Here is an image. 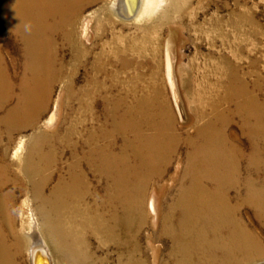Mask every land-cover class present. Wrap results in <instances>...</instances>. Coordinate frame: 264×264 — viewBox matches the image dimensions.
<instances>
[{"label":"bare ground","instance_id":"obj_1","mask_svg":"<svg viewBox=\"0 0 264 264\" xmlns=\"http://www.w3.org/2000/svg\"><path fill=\"white\" fill-rule=\"evenodd\" d=\"M88 1L93 0H0V20L6 29L28 38L27 49L23 54L25 62L16 85L3 66L0 56V111H5L4 118H0V124L4 126L3 132L8 138L16 129L37 127L41 111L57 82H62L63 86L60 102L62 107H68L75 101L83 112L90 114L91 121L95 119L92 112L95 93L98 91L101 93L100 90H104L105 84L97 76L105 72L103 67L106 63L102 66V54L94 55V61L88 62L93 73L87 75L84 85L75 86L78 67L89 59L92 50L84 44V40L87 41L90 37V32H87L88 21L83 22L80 32L70 31L72 39L68 45L71 46L72 53L68 64L55 60L56 53L51 51L50 42L44 40L40 44L35 41V36L39 34H48L69 27L72 30L76 23V9ZM157 1L137 0L136 4V0L134 2L114 0L109 9L116 17L138 23L144 21L143 18L151 13L152 7L156 6L157 9L162 5L161 2H164ZM188 1L168 0L169 8L174 11L173 13L181 12ZM31 4L34 5V10L30 8ZM66 6L69 7L71 14L68 19L64 18L68 10ZM105 11L104 9L103 12ZM57 14L61 21L58 26L56 22L53 25L46 23L48 17L54 18ZM167 18L168 16H163L161 19ZM1 37L0 32V42ZM132 47L133 45H129L126 50L130 52ZM125 54L127 55L125 50H120L112 55L113 62L119 63L122 69H126L130 64ZM169 69L167 60L168 80L171 79ZM137 72L140 73L138 70ZM237 75L239 74L234 76ZM242 81L235 87L229 86L228 89L226 87L229 101L223 98L225 102L232 99L234 106L231 112L241 118L243 131L245 130L251 141L247 159L249 170L245 169L248 171L247 176L240 178L241 151L231 143V136L226 134V119L221 114L196 128L194 137L186 138L190 152L186 155L182 167L183 175L181 179L179 178L176 194L169 203H166L165 211L159 216V232L171 242L165 264H249L264 254L259 252L262 250L259 237L237 216L238 205L231 206L226 196L228 189L241 186L244 189L240 200L241 206L251 207L255 217L264 225V100H259L256 94L247 91L245 82ZM172 94L175 96L174 90ZM124 97L119 95L110 98L112 100L103 97L102 119H97L95 126L86 127L84 123L86 120L74 122V119L72 120L74 123H69L62 136L49 134L45 130L35 132V135L28 139L25 157L17 166L15 179H11L13 175L8 173L6 166L0 165V221L6 218L8 220L13 203L16 202L13 192L5 188L9 183L19 190H29L38 203L37 213L46 240L40 237L35 229V217L32 218L27 233L30 239L28 248L30 264L34 262V249L40 246L45 248L46 254L50 257L47 245L58 259L65 260V264H86L90 260L87 248L84 247L88 230L96 237L105 235L115 244L125 245L124 247L131 245L132 254L126 255L121 263L146 264L138 255V233L147 219V212L155 214L160 208L159 203L154 204L152 201L153 196L148 189L156 178L159 180L165 174L170 158L176 153L177 143L181 139L172 129L170 116L159 114L157 121H152L144 115L146 106L151 103L148 97L132 99L136 102L133 105ZM242 97L244 101H239ZM11 100L14 104L6 109L5 106ZM245 112L251 117L249 118ZM143 127L150 133L144 132ZM2 136L0 133V143ZM118 140L121 141L120 145H117ZM53 142H58L61 153L69 151L70 161L66 165L65 174L58 175L56 184L45 195L43 190L51 178V174L46 172L53 168L55 163ZM21 146L19 143L16 152ZM178 171L175 168L174 174L169 178L170 181L174 180ZM206 181L211 182V188L206 185ZM163 185L161 184L155 191L152 190L158 199L165 197L164 192H170L169 185ZM88 198L91 200L89 205L85 204V199ZM11 232L15 243L21 246L23 239L19 238L13 229ZM2 242L3 235L0 233V243ZM1 253L7 254L6 249L2 248Z\"/></svg>","mask_w":264,"mask_h":264},{"label":"rangeland","instance_id":"obj_2","mask_svg":"<svg viewBox=\"0 0 264 264\" xmlns=\"http://www.w3.org/2000/svg\"><path fill=\"white\" fill-rule=\"evenodd\" d=\"M113 1L114 0H93L92 2H83L78 6L79 8L76 9V23L72 30H70L69 27L63 30L57 29L48 34H39L40 36H35V41L40 44H42L44 40L45 42H50L51 51L56 53H54L55 60L58 63L65 61L64 63L68 64L70 63L69 61L72 53L71 46L68 45L72 39V32L70 31L76 30L80 32L83 22H85V20L88 21L87 32H90L89 39L91 41H89V39L87 41L84 40V44L92 50H90L89 59L78 67V72L75 75V86L84 85L87 75L93 73L88 62H93L95 56H100L102 54V66L106 63L103 67L105 72L97 76L99 80L105 83L104 90L106 89L108 91L105 90L104 92V90L102 91L101 89V93H98L99 91L95 93L96 96L93 102L94 106L92 112L96 120L94 119L91 121L90 114H87L85 111L83 112V109H80L78 103H75V101H72L68 107H62L60 102L61 89L63 86L62 82H57L53 86L49 100L44 107L45 109L43 108V111H41L39 121L36 125L37 127L16 129L8 138L3 132L5 131L4 126L0 124V133L4 136H2L3 142L1 141L0 143V165L6 166L8 173L13 175L11 179H15L14 174L17 172V166L25 157L28 139L33 137L32 135H35V132L45 130L49 134L62 136L74 119V122L77 120H86L87 122H84L86 127L95 126L97 124V119H102L103 97L110 99L122 95V97L125 96L124 98L128 100V103L130 102L129 104L131 105H133V103L136 104L132 99L144 96L148 97L152 104L150 103V105L146 106L144 115L149 117L152 121H157L159 114L165 115L166 117L170 116L171 123L173 124L172 129L181 139H179L180 141L177 143L176 153L170 158V164L168 163L164 172L165 174H163L162 178L159 180L156 178L153 184H151V187H149L150 189H148L151 196H153L152 201L154 204L159 203L160 208L158 211L160 212L156 211L155 214L147 212V219L141 225L137 238L138 255L143 259L144 263L165 264L170 252L171 242L169 238H165L159 232V216L165 211L164 207L167 205L166 203H169L176 194V189L181 179L180 177L183 175L182 167L186 155L190 152L186 138L189 136L194 137L196 128L201 127L210 120H214L217 114H221L226 119V134L231 136V143L241 151V158L239 159L240 167H242L240 178H245L247 176L248 171L246 172L245 169L249 170L247 159L249 157L251 141L245 130L243 131L241 118H239L236 113L231 112L234 106L231 101L232 99L230 102H225L224 98L226 101H229L230 98H227L228 87H235L239 81L243 80L242 82H245L244 85L247 91L251 94H256L259 100H264V0H189L181 12L175 13L169 8L170 3L168 0H161L164 1L163 3L161 2L162 5L158 6L157 9H155L156 6L152 7L151 13L143 18L144 21L141 20L138 23L133 20H125L116 17L115 13L109 9V5ZM155 2L158 1L155 0ZM30 8L33 9L34 5L31 4ZM65 8L68 10L67 13L64 14V18L67 17L68 19L71 14L69 13V7L67 8L66 6ZM104 9L106 10L105 12H103ZM163 16H168V18L162 20L161 18ZM58 17V14L54 18L48 17L46 23L53 25L56 22L58 26V23L61 22ZM55 18L56 20H54ZM230 18H232L231 21ZM57 19H59V21ZM98 25L100 29H98ZM143 26L146 27L144 28ZM0 32L2 34L0 42L2 64L7 69L13 84L16 85L25 62L23 54L27 49L26 43L28 38L23 37L17 32L6 29L1 20ZM98 36H100V38ZM129 45H133L130 52L126 50ZM115 49H117L116 52L125 50L127 53V55H125L126 58L129 59L130 64L126 69H122L119 63L115 64L113 62L112 57L114 53H116ZM112 51L114 52L112 53ZM94 52L97 53L95 54ZM104 52L106 54H104ZM129 54L131 56L133 55L135 58L133 56L131 57ZM139 55L141 56L139 57ZM135 59L136 61H134ZM167 60L170 66V80H168L166 76ZM112 63L114 66H112ZM115 65L117 66L115 67ZM112 67L114 68L110 69ZM137 70L140 72L139 74H137ZM125 72H127V74ZM116 74L117 76H115ZM235 74L239 75L235 77ZM133 76L134 78H132ZM106 77L108 78L106 79ZM238 78L241 79L236 81ZM132 81L135 82L136 85L135 83L133 84ZM112 85H114V87ZM128 88H130V91ZM172 89L174 90L175 96L172 94ZM113 93L117 94L113 95ZM124 93L126 95H124ZM132 95L134 97H130ZM240 99L239 101H244V97ZM86 102H88V100ZM13 104L14 101L11 100L5 108L8 109ZM4 116L5 111L1 110L0 118L2 119ZM248 116L249 118L251 117L250 115ZM47 122H49V124ZM143 131L150 133L146 127H143ZM120 142L121 141L118 140L117 145H120ZM19 143L22 146L20 150L16 152ZM53 148L55 163L53 168L46 172L47 174H51V178L43 190L45 195H47L50 189L56 184L58 175L65 174L66 165L70 161L69 151L65 150L64 153H61L58 142H53ZM210 156L211 158L213 157L212 155ZM177 165L178 167H176ZM175 168L179 171L176 173L174 180L170 181L171 179L169 178L174 174ZM206 182V185L211 188V182ZM161 184L163 186L169 185L168 187L170 188V192L163 193L165 199L161 197V199H158V197L154 195V191L158 189ZM7 186L5 188L13 192L16 202L13 203L8 220L6 218L0 221V233L3 235V242L0 243V251L3 248L6 249L7 252V254H0V257L2 256V259L0 258V264H30L28 253L30 239L27 237V233H29L32 218L34 219L35 217L34 221H37H35V229L39 232L40 237L45 239L40 223L41 221L37 213L38 203L33 199L29 190H19L12 183H9ZM237 187H235L236 189L230 188V190L228 189L226 191L228 203L231 206L238 205L237 216L255 235H257V237H259L261 249L263 250L259 252L264 253V225L255 217L251 207H247V205L241 206L240 200L244 194V189L241 186L238 187L240 189ZM152 190L154 191L152 192ZM85 200V204L87 203V205H89L91 203L90 198ZM12 229L19 238L23 239V241H21V246L15 243V239H13V234L11 232ZM90 231L88 230V235L84 240L86 243L84 247L87 248V253L90 257V260L86 264H123L121 262H123L126 255H129V253L132 254L133 247L131 245L124 247L125 245L115 244L110 242L105 235L96 237ZM47 248L49 249L48 253L50 257L47 256L49 257L50 264H65V260L58 259L48 245ZM263 257L264 254L249 264H264Z\"/></svg>","mask_w":264,"mask_h":264},{"label":"water","instance_id":"obj_3","mask_svg":"<svg viewBox=\"0 0 264 264\" xmlns=\"http://www.w3.org/2000/svg\"><path fill=\"white\" fill-rule=\"evenodd\" d=\"M135 0H133L134 2ZM137 4V0H136ZM133 9H135V6L133 5ZM130 16V15H127ZM34 257H33V264H50L49 259L47 257V254L45 252V249L43 247H38L34 249Z\"/></svg>","mask_w":264,"mask_h":264}]
</instances>
